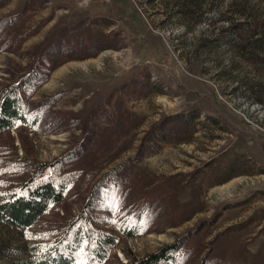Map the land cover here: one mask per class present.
Listing matches in <instances>:
<instances>
[{
  "label": "rangeland",
  "instance_id": "obj_1",
  "mask_svg": "<svg viewBox=\"0 0 264 264\" xmlns=\"http://www.w3.org/2000/svg\"><path fill=\"white\" fill-rule=\"evenodd\" d=\"M256 20L264 0H0V89L43 80L26 97L36 125L0 132V193L39 170L73 178L24 232L0 222V264L107 173L94 208L140 232L95 223L118 234L103 264L177 237L178 264H264V34L234 26Z\"/></svg>",
  "mask_w": 264,
  "mask_h": 264
},
{
  "label": "trees",
  "instance_id": "obj_2",
  "mask_svg": "<svg viewBox=\"0 0 264 264\" xmlns=\"http://www.w3.org/2000/svg\"><path fill=\"white\" fill-rule=\"evenodd\" d=\"M234 26L239 33L245 32L249 36L264 34V20L239 21ZM36 74V69H29L17 82L0 89V132L17 125H36L40 116L28 113L26 104V97L36 80L43 81ZM76 151L64 152L51 165H59L71 159ZM40 171H35L17 183L15 188L0 193V222L20 233L59 202L73 181L69 175L56 178L45 172L40 175ZM108 177L107 173L96 182L78 214L66 226L53 232L49 240L21 245L19 250L15 247L7 248L6 252L9 251L14 256L20 255L14 258L12 264H103L118 241V234L113 229L95 226L99 222L113 223L108 214L100 212L103 209L94 208L99 202L95 191L109 187ZM92 209L96 212H91ZM129 217L113 224L119 234L133 237L140 232L139 216L135 215L132 219ZM181 241L182 238L177 237L141 259L118 264H178Z\"/></svg>",
  "mask_w": 264,
  "mask_h": 264
}]
</instances>
